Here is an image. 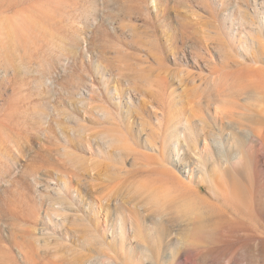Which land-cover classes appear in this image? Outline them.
I'll return each mask as SVG.
<instances>
[{"label":"rangeland","instance_id":"374dc122","mask_svg":"<svg viewBox=\"0 0 264 264\" xmlns=\"http://www.w3.org/2000/svg\"><path fill=\"white\" fill-rule=\"evenodd\" d=\"M229 3L0 0V264H148L151 191L206 157L177 126L201 129L236 68ZM117 211L134 232L105 230Z\"/></svg>","mask_w":264,"mask_h":264},{"label":"bare ground","instance_id":"6f19581e","mask_svg":"<svg viewBox=\"0 0 264 264\" xmlns=\"http://www.w3.org/2000/svg\"><path fill=\"white\" fill-rule=\"evenodd\" d=\"M229 6L233 18L239 9L242 21L241 30L231 28L228 59L236 68L218 86L208 119L198 118L201 129L177 126L187 140L201 137L206 157L175 160L185 179L171 172L175 183L168 182L163 196L151 191L148 211L161 227L148 239V264H264V0H230ZM239 44L258 51L240 55ZM240 59L252 64L242 67ZM165 155L161 151L164 160ZM128 224L134 232V217L117 211L104 227L123 234ZM131 255L121 251L97 259L133 264ZM89 256L84 264H93Z\"/></svg>","mask_w":264,"mask_h":264}]
</instances>
